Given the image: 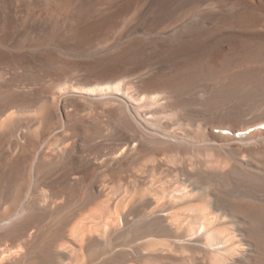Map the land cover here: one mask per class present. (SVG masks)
<instances>
[{
    "label": "bare ground",
    "instance_id": "obj_1",
    "mask_svg": "<svg viewBox=\"0 0 264 264\" xmlns=\"http://www.w3.org/2000/svg\"><path fill=\"white\" fill-rule=\"evenodd\" d=\"M249 1L157 31L123 0H0V264H264ZM200 33L217 53H182Z\"/></svg>",
    "mask_w": 264,
    "mask_h": 264
},
{
    "label": "rangeland",
    "instance_id": "obj_2",
    "mask_svg": "<svg viewBox=\"0 0 264 264\" xmlns=\"http://www.w3.org/2000/svg\"><path fill=\"white\" fill-rule=\"evenodd\" d=\"M163 1V2H162ZM204 0H123V3L125 4V8H128L129 10L132 9V7H134L136 4L134 9L136 8V12L138 10L139 12V15H144V13H146L147 17V21L146 24H145V27L147 28H154L155 30L159 31V30H162L164 28H166L167 26H171V25H176V24H186V20H184L186 17V15L190 14L193 10V8L196 6V5H200L202 4ZM211 2H216V4H219V5H230V4H233V5H236L238 6L243 0H210ZM246 1L247 3H251V1L249 0H244ZM163 4H162V3ZM221 4H220V3ZM186 3V4H185ZM133 4V5H132ZM162 4V5H161ZM185 4V5H184ZM127 5V6H126ZM160 7H159V6ZM182 5V6H181ZM164 6V7H163ZM194 6V7H193ZM163 7V9H161ZM175 7V8H174ZM184 7V8H183ZM188 7V8H187ZM199 7H203V6H199ZM157 8V9H156ZM166 8V10H165ZM179 8V9H178ZM171 9V10H170ZM178 9V10H177ZM182 9V10H181ZM162 10V11H161ZM175 10V11H174ZM186 10V12H185ZM181 11V12H180ZM190 11V12H189ZM162 12V13H161ZM164 12V13H163ZM179 12V13H178ZM168 14H171L170 15H167ZM182 13V14H181ZM188 13V14H187ZM157 14H160V15H157ZM180 16H179V15ZM184 14V16H183ZM137 15V14H136ZM156 15V16H155ZM163 15V16H162ZM178 15V16H177ZM183 17H182V16ZM169 16V17H167ZM174 16V17H173ZM182 17V18H180ZM180 18V19H179ZM176 19V20H175ZM179 19V20H177ZM187 20L190 19V18H186ZM159 24V22H161ZM172 21V22H171ZM177 21V22H176ZM169 22L173 23V24H170ZM179 22V23H178ZM150 23V24H149ZM152 23V24H151ZM169 23V24H168ZM149 24V26H148ZM155 26H154V25ZM164 24V25H162ZM158 25V27H157ZM153 26V27H152ZM161 27H164V28H161ZM161 28V29H160ZM159 29V30H158ZM205 40V41H204ZM209 40V41H208ZM196 42V43H195ZM192 43V44H191ZM190 44H188L187 46H184L183 49H181L180 51H182V53H185V54H188V53H191L193 51H196L199 52L201 51L200 53H204V54H210V51H212V55H214L215 53H217V50H218V43L216 44V40H212L210 38H207L205 37L202 33H200V36L198 35L195 40L193 42H191ZM194 44V45H193ZM215 46H214V45ZM193 45V46H192ZM209 45V46H208ZM211 45V46H210ZM191 46V47H190ZM208 47V48H207ZM213 47V48H212ZM206 48V49H205ZM211 48V49H210ZM196 49V50H195ZM208 50V52H207ZM168 64V65H166ZM177 64L176 61H168V62H164L163 64L162 63H156L155 65L157 66V68H155L156 66L155 65H150V68L156 73L160 70H164V69H167V68H173L175 65ZM249 65H245L244 66V69H249L250 66L248 67ZM166 67V68H165ZM154 68V69H153ZM86 73L85 72H77V74L75 73V75L79 76V75H82V76H85L83 75ZM88 74V73H87ZM226 74V73H225ZM68 81L66 80H59V81H56L54 84H56L59 88L61 87H64V86H71L73 85L74 81L73 79H69L67 78ZM60 82V83H59ZM59 85H58V84Z\"/></svg>",
    "mask_w": 264,
    "mask_h": 264
}]
</instances>
